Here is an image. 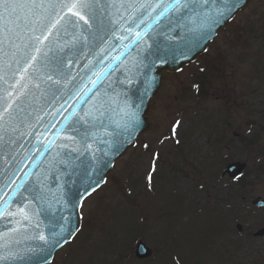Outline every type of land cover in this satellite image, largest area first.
<instances>
[{"label":"rangeland","instance_id":"rangeland-1","mask_svg":"<svg viewBox=\"0 0 264 264\" xmlns=\"http://www.w3.org/2000/svg\"><path fill=\"white\" fill-rule=\"evenodd\" d=\"M249 23L251 36H243L246 43L240 40L232 52L229 44L233 31L238 32L241 25L247 27ZM221 35L224 36L214 49L200 59L210 60L217 68L215 75H208V94L202 103L187 96L191 82L187 77L196 64L184 70L186 82L183 75H169L161 96L154 100L152 117L156 126L148 140L154 148L167 147L156 141L172 120L182 114L179 130L186 132L182 144L186 146L185 159L190 166L183 163L182 167L174 154L165 153L163 159L156 161L152 154L142 153L141 148L130 150L101 189L84 201L81 231L57 254L54 264H253L254 258L263 260L264 238L252 237L259 228V216L251 221L246 213L234 215L235 222L227 224L229 217L224 216L233 214L206 209L218 201V193L215 200H210L204 186L210 184L215 192V179L204 181L207 176L201 165L208 159L218 161L223 153L210 143L218 135L214 131L225 132L227 138L235 130L248 133L247 120L264 116V0H254ZM218 50L224 51L223 56L216 55ZM229 59L237 62L235 71L229 66ZM183 84L187 85L185 89ZM185 108H191L190 114ZM235 145L241 146L239 142ZM228 153L222 156L244 161L247 170L253 169L254 159L259 156L254 150L235 149ZM152 163L156 164L155 171L150 169ZM209 172L214 174V168ZM149 173L153 177L151 183L147 179ZM254 176L255 172L248 177L256 183L247 187L252 189L248 196L264 197V174L259 181ZM248 196L242 193L239 199L247 200ZM202 207L206 208L200 210ZM236 223L243 225L241 233L237 232ZM240 239L247 243L245 247L239 244ZM138 240L153 249L152 258H135ZM222 248H226L225 252ZM65 256L70 260L64 263Z\"/></svg>","mask_w":264,"mask_h":264},{"label":"water","instance_id":"water-1","mask_svg":"<svg viewBox=\"0 0 264 264\" xmlns=\"http://www.w3.org/2000/svg\"><path fill=\"white\" fill-rule=\"evenodd\" d=\"M248 1L249 0H245V4ZM101 2L105 3L104 0ZM125 2L135 3L137 5L140 3L153 5L163 3L171 5L174 0H125ZM141 11L143 15L140 14ZM161 11H163V8H157L155 11L152 9L138 10L133 19H135L138 24L140 20H143L144 23L140 24L139 28H136L131 20H129L128 23L125 24V27H132L133 32L124 35V37H126L125 39H121L123 35L119 36L123 29H121L118 24L114 25L113 23L115 20L119 19V16L126 17V12L123 9H121L119 15H116L113 9L99 11L100 13L97 12L96 18L92 21L93 28L90 30L94 33V37L90 35L87 44H99L95 47V54L97 57L109 53L111 47L124 48L119 58L105 67L98 82L106 77V73L110 71L117 61L120 64L119 73L121 76L117 79L113 76H109L106 83L102 84L100 87L97 84L98 82L95 86L91 83L93 80L91 78L92 71L94 72L93 76H96L97 73L96 69L98 68L96 65L89 63L87 60L77 62V57L79 58L80 56V52H78L80 48L79 45L72 48L71 51H69L68 48H64L63 51H61L60 47H57L56 44L52 46L53 51L49 53V59L53 63L60 57H63L65 60L63 76L53 77V80L58 79L59 83L48 81L47 84L41 85L40 89H32V95L20 105V108L23 110L17 112V127L19 130L17 133L13 134L15 143L8 145L6 143L8 137H5V143L0 144V200L5 196L4 193H8V196L4 197L3 201L0 202V213H4L6 210L16 212L18 208H25L26 211L30 213L33 211L38 212V216L33 217L30 225L26 221H22L21 224L17 225L14 220L18 216L0 215V253H4L2 246L6 242L9 245V249L15 253V255L9 259L0 260V264H46L50 262L55 251L66 241L70 240L76 233L80 222L78 209L82 199L104 180L105 173L112 166L113 160L120 158L127 147L134 144L136 135L140 131L146 129L147 124L143 115L145 108L148 106L150 96L157 92L161 78L159 73L160 67L157 66L153 75L151 74L150 77L146 75L147 78L142 83V73L135 76L131 83H126L125 79L128 76L127 69H132V71L135 72L132 67L134 63L141 62L148 68L156 59H166L173 56L170 60H167L165 66L175 71L184 63L192 61L199 53H202L206 49L208 42L215 35L217 29L225 23V21L220 23L216 27L214 34L210 38L204 39L197 32L188 31V28L185 26L187 21L183 18L187 16L186 10H181V12L178 13L170 10L166 12L164 16L160 17L157 23L154 18L158 16ZM99 22L107 23V26H105L106 28ZM80 23L83 24V21ZM148 25H151V27H148ZM114 29L120 30L116 33L115 37L111 35ZM85 30H87V26H85ZM137 31L141 33L139 38L135 36V32ZM68 39L69 37L64 36V33L61 32L57 41L59 45H63L64 41ZM180 48L187 50L184 52L183 56L175 53ZM141 57H145V59H140ZM68 60L72 61L70 65L67 63ZM46 74L51 73L47 69H42L41 79H43ZM153 77L155 80L153 83L154 86H149L148 81ZM81 83L91 84L89 90L86 91L88 94L84 97L85 101H87L90 95L95 97L99 91L105 89L108 91H111L112 88H115L116 91H120L121 89L128 90L134 105L139 106L138 115L140 124L136 130L132 132L131 136H129L127 133H123L120 130H117L119 134L108 135L104 129L100 128V123L97 122L94 139L90 140L88 138V143L92 145V148L87 151V154L97 158V153L95 151L102 152L104 154L102 157L104 161L96 170L95 175L88 180H85V175L77 170V176L79 173L80 176L77 178V181L74 182V167L67 165L64 157L59 161V157L53 155L51 149L45 144H30V136L36 134L38 131H47L46 126L41 121L39 113L32 106L37 105L39 100H45L47 97L51 102H58L68 97L59 110L60 114L58 117L61 116L58 118V121L66 114L64 120H62L63 123L59 127V131L67 124L69 125L70 122L71 126L76 129V133L80 134L82 132H87L86 123L84 121L81 123L80 119L81 108L79 107L83 98L77 100L79 93H81ZM10 85H14L13 80L5 81V79H0V107L4 105V101L8 100L5 90L12 91ZM16 87H18V85H16ZM113 127L114 125L110 127L109 131L107 128V132H112ZM21 133L23 134L21 135ZM41 137L47 138V135L42 134ZM26 142L27 144H25ZM237 166L239 167L238 169ZM226 171L235 175L241 171V166L237 164L230 165L227 167ZM25 172L29 173L27 178L24 177ZM13 180L15 183H12ZM21 180L25 181L24 185L25 183L28 184L30 190L33 186L36 188L35 186L43 184V186H45L44 190L47 192V188L50 187L53 192L56 193L58 199L49 195L46 200L42 201L34 199V196H32L31 199L21 198L19 202H16V200L12 198L14 194L16 195L15 198L18 197L20 189L16 191H13V189H15L16 184H20ZM57 184L60 185L59 191H57ZM27 192L29 195V191ZM6 201L7 203H5ZM30 201L32 202L29 203ZM16 203L25 206H14L13 204ZM61 217H63V219H61ZM37 222L40 223L39 229L35 228ZM57 222L63 224L64 227L62 233L63 238L57 246L49 247L39 239L32 238L35 233L43 232L48 234L53 230V226ZM14 228L19 229L18 234L24 239V242L20 240L16 242L15 247L12 245L17 239L16 234L13 239L9 240V236H12L11 230ZM57 231H59V229H57ZM150 254V249L144 244L138 243L136 249L137 257L146 258Z\"/></svg>","mask_w":264,"mask_h":264},{"label":"snow or ice","instance_id":"snow-or-ice-1","mask_svg":"<svg viewBox=\"0 0 264 264\" xmlns=\"http://www.w3.org/2000/svg\"><path fill=\"white\" fill-rule=\"evenodd\" d=\"M218 3H223L224 7L222 9L217 7ZM239 6V0H174L171 5L163 3L155 5L140 3L137 5L126 3L125 0H106L105 3H102L101 0H0V74H2L0 79L14 81V85H10L12 91L5 90L8 100L4 101V105L0 107V144L5 143V137H8L6 141L8 145L15 143L13 134L19 130L17 127V112L23 110L20 105L32 95V89H40L41 85L47 84L48 81L59 83V80H53V77L63 76L65 60L60 57L53 63L49 59V53L53 51L52 46L56 44L61 51L64 48L71 51L77 45L86 47L89 36L94 37V33L90 30L93 28L92 21L96 18L98 11L113 9L115 14L119 15L121 9H123L126 12V17L119 16V19L113 23L114 25L118 24L121 29L131 34L133 28L125 27L129 20L136 28L144 23L143 20H140L138 24L133 19L138 10L152 9L155 11L157 8H163V11L154 18L157 23L160 17L170 10L177 13L186 10L187 16L183 18L187 21L185 26L188 31L197 32L204 39H208L214 34L216 27L223 22V17L231 15L234 8ZM140 14L143 15V12L141 11ZM81 21H83V24L80 23ZM85 26H87V30H85ZM148 27H151V25H148ZM61 32L64 33V36L69 37L63 45H59L57 41ZM135 36L139 38L141 33L137 31ZM125 38L121 37V39ZM183 55L184 52H181V56ZM67 63L70 65L72 61L68 60ZM132 67L135 72L132 69H127L126 83H131L135 76L140 75L142 69L145 70L146 76V65L137 62ZM42 69H47L51 74H46L41 79ZM102 74L103 69L101 68L96 73L97 79L91 81L93 86L96 85ZM138 110L139 106L134 105L127 91L123 89L116 91L115 88H112L111 91L105 89L96 94L92 110L86 111L80 119L85 123H89V117L99 121L100 128L104 129L108 135L119 134L117 130H120L131 136L140 124ZM105 120L114 125L112 132H107L108 125L104 123ZM93 127L95 128L96 125L93 124ZM67 139L74 144L77 143L74 137H68ZM61 147H66V145H61ZM81 147L83 152H87L92 148V145L88 143L87 135L82 139ZM73 151L80 152L83 155L80 147L73 149ZM150 169L155 171L154 163L150 164ZM28 175V172L24 173L25 178ZM147 179L149 183L152 182L153 177L150 173ZM24 182V180H21L20 184H16L13 191L23 188ZM12 183H15V181L13 180ZM44 187L42 185L40 190L35 192L34 199L43 201L49 195L57 198L56 193L50 187L47 188V192H45ZM56 187L59 191L60 185L57 184ZM24 190L30 191L29 188ZM4 195L8 196V193H4ZM0 215L19 216L30 225L33 217L38 216V212L33 211L30 213L25 208H18L16 212L6 210ZM15 223L19 225L21 220H17ZM35 228H40L39 222L36 223ZM63 231V224L57 222L48 234L39 232L35 233L32 238L39 239L49 247H55L63 238ZM18 232V228L12 229V236H9V240L13 239ZM2 247L4 253H0V260H6L15 255L9 249L7 242Z\"/></svg>","mask_w":264,"mask_h":264},{"label":"flooded vegetation","instance_id":"flooded-vegetation-1","mask_svg":"<svg viewBox=\"0 0 264 264\" xmlns=\"http://www.w3.org/2000/svg\"><path fill=\"white\" fill-rule=\"evenodd\" d=\"M237 186L240 187L241 186V181L239 180V182L237 183Z\"/></svg>","mask_w":264,"mask_h":264}]
</instances>
